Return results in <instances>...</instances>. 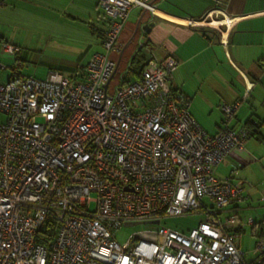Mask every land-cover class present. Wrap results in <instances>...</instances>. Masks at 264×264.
Masks as SVG:
<instances>
[{"label": "built area", "instance_id": "built-area-1", "mask_svg": "<svg viewBox=\"0 0 264 264\" xmlns=\"http://www.w3.org/2000/svg\"><path fill=\"white\" fill-rule=\"evenodd\" d=\"M97 1L104 51L92 55L84 79L51 70L0 81V264H248L235 211L243 179L238 168L216 173L254 133L230 125L240 102L223 104L225 127L208 134L187 100L173 96L179 62L171 56L148 61L139 80L111 94L126 20L136 7L154 13L155 0ZM0 43L4 53L20 50ZM192 213L202 219L187 232L161 224ZM50 223L53 237L40 242ZM127 223L144 229L123 246L116 233ZM263 250L260 239L258 264Z\"/></svg>", "mask_w": 264, "mask_h": 264}, {"label": "crops", "instance_id": "crops-1", "mask_svg": "<svg viewBox=\"0 0 264 264\" xmlns=\"http://www.w3.org/2000/svg\"><path fill=\"white\" fill-rule=\"evenodd\" d=\"M154 4V13L141 7L131 10L112 53L118 69L109 92L136 80L127 75L135 55H143L145 62L171 56L179 62L171 88L187 100L192 116L208 134L225 127L221 106L239 101L231 127L239 130L252 123L257 131L245 150L231 154L216 173L228 177L238 168L244 200L235 211L245 222L243 233L264 239V0H155ZM226 17H231L228 25ZM29 18L48 24L51 53L42 60L48 73L58 70L71 79H84L92 55L104 51L106 19L98 1L0 0L3 42L18 46L13 25L32 21ZM216 20L223 21L216 26L212 24ZM147 25L151 27L142 29ZM3 54L0 43V59ZM18 54L22 61V50ZM250 219L252 224L247 223ZM245 240L248 245L253 242L250 237Z\"/></svg>", "mask_w": 264, "mask_h": 264}, {"label": "rangeland", "instance_id": "rangeland-1", "mask_svg": "<svg viewBox=\"0 0 264 264\" xmlns=\"http://www.w3.org/2000/svg\"><path fill=\"white\" fill-rule=\"evenodd\" d=\"M47 27L48 24L46 22L42 20H40V22H34L33 19L32 21L23 20L22 22L13 25V31L19 39V42H17V44H19L18 47L20 50H22V56L20 58L22 59V61L18 58L20 57L19 54L18 56L17 54L11 55L8 53H4L3 57L0 59V81H7L13 74V71H18V73L22 75L33 76L39 79L47 77V65L42 62L45 57L44 55L51 53V45L48 44L49 32ZM4 119L5 117L0 114V120L2 121ZM238 176L240 177V175ZM201 219V214L192 213L180 216L164 217L161 221V224L176 231L187 232L192 228L196 227ZM143 229V224H137L133 226L125 225L117 231L116 236L118 241L123 246H127V240L130 235L139 232ZM248 237L253 239V242L251 241L249 243L250 246L245 240ZM260 239H262V237H252L249 232H246L242 233L241 238L238 239V244L241 243L243 248L247 249V257L253 256L255 255L257 242L260 241Z\"/></svg>", "mask_w": 264, "mask_h": 264}, {"label": "trees", "instance_id": "trees-1", "mask_svg": "<svg viewBox=\"0 0 264 264\" xmlns=\"http://www.w3.org/2000/svg\"><path fill=\"white\" fill-rule=\"evenodd\" d=\"M147 63L148 62L147 61L145 62V57H143V55H135L132 58L131 65L129 67V70L127 71V75L129 77H133V79L139 80L141 78L142 71H143V69ZM126 82H129V81H126ZM172 92H173V96L176 97V99L178 101H180L182 99L181 95H176V93H174L173 89H172ZM183 99H185V98H183ZM247 126L250 129L254 130V133H253V135H254L257 130L252 127V123H248ZM54 233H55L54 223H50L46 227V229L40 230L39 235H38V240H40V242H47L48 240H50L53 237ZM257 259H258V257H256V259L254 261L247 262V263L248 264H258ZM259 264H264V259Z\"/></svg>", "mask_w": 264, "mask_h": 264}, {"label": "water", "instance_id": "water-1", "mask_svg": "<svg viewBox=\"0 0 264 264\" xmlns=\"http://www.w3.org/2000/svg\"><path fill=\"white\" fill-rule=\"evenodd\" d=\"M149 27H151V26H143L142 27V29H149ZM138 29H139V26H138ZM117 69H118V63H117V68H116V71H115V73L113 74V76H112V78L114 77V75L116 74V72H117ZM111 78V79H112ZM108 87V84L106 85V88ZM150 223H155V224H158L159 223V221L158 220H154V221H152V222H150ZM138 223H127L126 224V226H133V225H137Z\"/></svg>", "mask_w": 264, "mask_h": 264}, {"label": "bare ground", "instance_id": "bare-ground-1", "mask_svg": "<svg viewBox=\"0 0 264 264\" xmlns=\"http://www.w3.org/2000/svg\"><path fill=\"white\" fill-rule=\"evenodd\" d=\"M160 15H161V14H160ZM205 20H206V19H205ZM207 20H208V19H207ZM185 21H186V20H185ZM199 21H201V20H199ZM222 21H223V20H221V21H217V20H216V21H213L212 24L218 26V25L221 24L220 22H222ZM182 22H184V21H182ZM205 23H206V22H205ZM220 28H222V27H220ZM224 33H225V32H224ZM225 34H226V33H225Z\"/></svg>", "mask_w": 264, "mask_h": 264}]
</instances>
